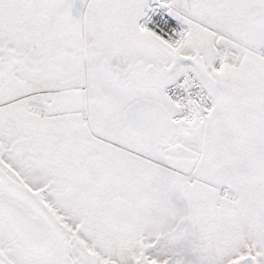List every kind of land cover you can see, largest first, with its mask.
<instances>
[{
    "label": "snow or ice",
    "instance_id": "6c2138e0",
    "mask_svg": "<svg viewBox=\"0 0 264 264\" xmlns=\"http://www.w3.org/2000/svg\"><path fill=\"white\" fill-rule=\"evenodd\" d=\"M0 264H264V0H0Z\"/></svg>",
    "mask_w": 264,
    "mask_h": 264
}]
</instances>
